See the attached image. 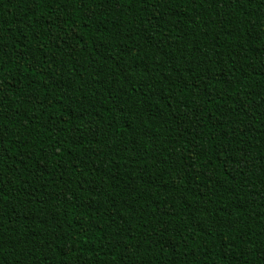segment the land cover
I'll return each mask as SVG.
<instances>
[{
  "label": "trees",
  "instance_id": "16d2710c",
  "mask_svg": "<svg viewBox=\"0 0 264 264\" xmlns=\"http://www.w3.org/2000/svg\"><path fill=\"white\" fill-rule=\"evenodd\" d=\"M0 264H264V0H0Z\"/></svg>",
  "mask_w": 264,
  "mask_h": 264
}]
</instances>
